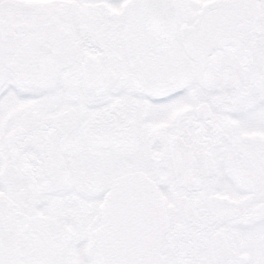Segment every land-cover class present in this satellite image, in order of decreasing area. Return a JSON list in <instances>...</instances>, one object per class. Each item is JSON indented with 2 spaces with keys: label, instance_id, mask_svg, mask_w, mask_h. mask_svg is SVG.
Returning <instances> with one entry per match:
<instances>
[{
  "label": "snow or ice",
  "instance_id": "6c2138e0",
  "mask_svg": "<svg viewBox=\"0 0 264 264\" xmlns=\"http://www.w3.org/2000/svg\"><path fill=\"white\" fill-rule=\"evenodd\" d=\"M0 264H264V0H0Z\"/></svg>",
  "mask_w": 264,
  "mask_h": 264
}]
</instances>
